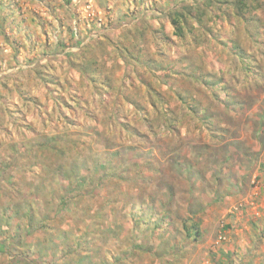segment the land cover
<instances>
[{
    "label": "rangeland",
    "instance_id": "374dc122",
    "mask_svg": "<svg viewBox=\"0 0 264 264\" xmlns=\"http://www.w3.org/2000/svg\"><path fill=\"white\" fill-rule=\"evenodd\" d=\"M225 1L0 0V264H264V1Z\"/></svg>",
    "mask_w": 264,
    "mask_h": 264
},
{
    "label": "trees",
    "instance_id": "16d2710c",
    "mask_svg": "<svg viewBox=\"0 0 264 264\" xmlns=\"http://www.w3.org/2000/svg\"><path fill=\"white\" fill-rule=\"evenodd\" d=\"M68 1V0H67ZM229 1V0H228ZM248 1H250V0H230V3L232 2V4L236 7V9L239 11V12H241L240 14H245L246 13V16H247V18H249L247 21L250 23V24H252L253 23V16L250 14V9H251V1L248 3ZM264 1V0H263ZM216 6L217 5H219V4H224L225 2H227V1H225V0H216ZM220 13H221V10L219 9L218 10V12H217V16L219 17H222V19H223V16L222 15H220ZM169 17H170V23L172 24V26H173V28H174V32H175V36H182V34H183V22H184V15L179 11L178 12V10H170L169 11ZM78 41H81V40H78ZM77 41V42H78ZM233 44L234 45H232V47H233V49L235 50V48H238L239 46L235 43V42H233ZM61 45H63V42L61 41ZM137 58V55H134V56H132V59L134 60V59H136ZM244 61V60H243ZM173 63V62H172ZM245 63V62H244ZM185 65V64H184ZM173 66H176V65H171L170 67H173ZM187 70H189V69H187ZM189 71H191V72H187V73H185L186 74V77L187 78H189V77H197V73H196V70L195 69H193V70H189ZM206 75H208V74H206ZM81 76H82V74H81ZM190 81V80H189ZM203 81L205 82V83H207V84H209V85H214V86H218V85H221L222 83H223V80H222V78L221 77H214V76H212V75H209V78L208 79H203ZM168 83V82H167ZM171 84H172V82H170ZM174 87V86H173ZM94 88H95V86H94ZM225 90H227V89H225ZM99 92V91H98ZM105 94L104 95H102V93H101V96L99 97V101H98V103L100 104V106L101 105H106V104H108V98H107V93L106 92H104ZM157 93V92H156ZM158 95V98H159V100H160V97H159V94H157ZM160 103V102H159ZM152 104H154V105H156L157 106V104H155L154 102H152ZM237 102H235V100L233 101V100H230V99H225V100H223V102H221V106L225 109V110H228V109H235L236 108V106H237ZM160 107V109H161V106H158V108ZM112 111V110H111ZM110 115V114H109ZM105 117H107V116H105ZM104 117V118H105ZM108 119H106V121H107ZM111 129L112 128H110L109 126H107V128H105V131L106 132H109V133H112L111 132ZM111 154L112 155H115V153H113V152H111ZM84 184H82L81 186H83ZM81 186H76V188H79V187H81ZM66 198V197H65ZM60 200H61V198H60ZM62 201H64V197H63V199H62ZM30 211H26V215L27 216H30L28 213H29ZM135 221H137V220H135ZM155 223H156V225L157 224H159V221L158 220H156L155 221ZM135 224H137V222H135ZM39 228H41V227H44L45 226V224H44V221L43 220H41L40 221V223H39ZM182 228H183V230H184V232H185V236L186 237H188V238H190V239H192V240H197L198 239V237H199V235H200V231L198 230V227L195 225V224H187V221H183L182 222Z\"/></svg>",
    "mask_w": 264,
    "mask_h": 264
},
{
    "label": "crops",
    "instance_id": "0c3cea01",
    "mask_svg": "<svg viewBox=\"0 0 264 264\" xmlns=\"http://www.w3.org/2000/svg\"><path fill=\"white\" fill-rule=\"evenodd\" d=\"M223 23H224V22H223ZM252 249H256L255 246H253Z\"/></svg>",
    "mask_w": 264,
    "mask_h": 264
}]
</instances>
